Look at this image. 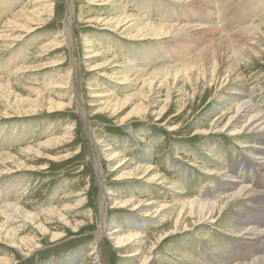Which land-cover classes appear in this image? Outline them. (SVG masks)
<instances>
[{
  "label": "rangeland",
  "instance_id": "rangeland-1",
  "mask_svg": "<svg viewBox=\"0 0 264 264\" xmlns=\"http://www.w3.org/2000/svg\"><path fill=\"white\" fill-rule=\"evenodd\" d=\"M116 1L117 7L51 0L45 4L53 7L43 10L45 22L24 32L7 23L21 10L39 11L43 4L0 0V36L8 37H0V81L13 85L9 98L0 95V157L13 155L23 163H5L11 170L0 171V210L8 204L22 209L15 221L0 217V231L5 225L0 259L6 264H143L151 255L148 264L254 263L264 256V245L258 248L256 241L262 234L251 240L243 230L264 231V164L258 161L264 158L263 136L200 131L246 99L264 117V39L256 42L262 49L258 58L242 69L244 83L233 82L218 95L206 88L214 63L218 68L228 64L227 51L211 55L214 62L206 61L205 71L191 76L152 73L181 67L216 48L222 38L209 28L231 36L258 25L264 21V0H208L203 5L196 0ZM69 5L71 46L64 38ZM118 10L191 28L153 39L96 24ZM89 43L91 50L116 56L119 66L108 69V56L90 59ZM100 64L106 70L95 71ZM54 78L71 81L55 88ZM98 92L104 96L93 98ZM53 102L64 108L51 109ZM106 149L120 160L110 162ZM121 161L129 164L121 166ZM136 167H151L157 178L150 181L144 170L134 178ZM243 188L255 194L238 195ZM105 192L108 229L99 240ZM235 195L237 200L224 207L214 224L190 223L189 230L163 240L161 234L173 229L186 200L213 203ZM129 201L133 205L123 206ZM151 202L167 208L147 216ZM27 214L38 219H26ZM113 231L140 234L145 253L127 257L133 249L118 248Z\"/></svg>",
  "mask_w": 264,
  "mask_h": 264
},
{
  "label": "bare ground",
  "instance_id": "bare-ground-1",
  "mask_svg": "<svg viewBox=\"0 0 264 264\" xmlns=\"http://www.w3.org/2000/svg\"><path fill=\"white\" fill-rule=\"evenodd\" d=\"M33 1L36 3L38 2V4L42 3L43 8L39 11L37 10L35 12H30V13L24 11V9L21 10L19 13H17L13 17L12 20H9L8 23L6 22L7 27H9V28L12 27L13 29L22 30L24 32H31L34 29L33 25H37L39 23L43 24L45 22L44 18H43L45 12H43V10L53 7L52 4L50 5V4H45V3L49 2L51 0H33ZM177 1H193V0H177ZM196 1H199V3L201 5H203L208 0H196ZM90 3L92 5H96V6H110V5L114 6V7L119 6L116 0H98L97 3L94 0H90ZM53 12H54V9L52 10L51 16H52ZM117 12H119V14L115 15L114 17H110L108 19H106V18L96 19V22H97L96 24H102L106 28L114 29L115 31L121 32L122 34H125V35L128 34L129 37L131 36V34L135 33L136 37H151L153 39H162V38H165L167 36L172 37V35H179L181 33L189 31L191 28V27L189 28L186 26H185L186 27L185 28V27H176V26H172V25L160 24V23H156L154 21H149V20L144 21L137 14L128 13V12H125L122 10H118ZM72 15H73L72 6L69 5V12L67 13L66 20H65V33H64L65 41H67L69 46H71V44H72V32H71ZM262 22H264V21H261L258 25H250L245 30L241 31L239 34L231 35V36L221 35V34L216 32L217 29H215L213 27L209 28L214 33L220 35L222 38L220 43L217 44L216 48H212L210 50V52H207L204 54L199 53L200 55H198V57H195L189 63H187L188 61L185 62V64L183 63L184 65H182L181 67L179 66V67H173V68H170L167 70H161V71L152 73V75L157 76L160 74H166L167 78H169L172 75H174L177 78L178 76H180V74L191 76V74H195L196 72H198V73L202 72L204 70L206 61H209L211 63L214 62L215 59H213L214 57L211 55H214V53H216L218 51H221V52L227 51L230 53L228 64L224 68H218V66H216V62L214 63L213 71L211 70L212 73H211V76L208 80V87L206 88V91H214V94L218 95L222 89L225 90V88H227L233 82L234 83L235 82L244 83L245 79L243 78V75H242V69L245 66L248 67L254 61V59H257L258 55L260 54V52L262 50L260 48V42L258 44L256 43L258 39L259 40L261 38L264 39V24ZM261 24H263V25H261ZM0 37L8 38L7 35H1ZM20 37L21 36H18L16 38H14L13 40L14 41L18 40V39H20ZM112 38H114V37H112ZM58 44H59V42H57V41L52 42L53 46H56ZM87 46L90 47L89 50H87V51L90 54L92 53L89 56L90 59H94L97 57H103L104 58V57L108 56L110 58V61H108L107 65H111L108 69L119 66L116 63V59H118L116 56L112 57L109 54H107L106 52H100L99 49L95 50V51L91 50V48L93 47V44H91V43H89ZM168 51H171V50H168ZM120 66H122V65H120ZM97 70L98 71L106 70V67L103 64H100L96 67L95 71H97ZM129 70H133V69H129ZM139 70L140 69H138V71L136 70V72L142 73V71H139ZM17 72H19V71H17ZM101 73L104 75H108V72H106V74L104 72H101ZM55 78H57V77H55ZM56 80L57 79H55V81H53V83H52L53 85H51V86H54L55 88H65L63 86V84H68L71 81L70 80L67 83H63V82L56 81ZM243 85H245V84H243ZM12 87H13V85L6 83V81L5 82L0 81V95L6 96L9 98L10 97V90L9 89H11ZM237 95L240 96L241 98H242V96H245L244 98L246 99V95H244V93H242V92L237 93ZM103 96H104L103 93L98 92L97 94L93 95V98H101ZM50 105H52L51 109H53V108H58V109L64 108V105L60 104V103H54L53 102L52 104L50 103ZM230 108L231 109L228 113H226V114L224 113V115L222 114L221 117H219L215 121H213L212 124L209 125V129H205V130H202L200 132L203 134H206V135H210L212 133H223V134H227L229 136H237V135L244 134V133L245 134L246 133H254V134H257L259 136L262 135L263 136L262 140L264 141V117L260 113L257 112V110L254 108V106L247 99L244 100L242 103H239L237 106L230 107ZM99 112L100 111H95V114H98ZM29 114H31L30 111H29ZM243 118H247V120H246V122L242 123V125L239 126L237 124V122L240 120L242 121ZM27 151L39 153V150L36 151V150L29 149ZM261 151H262L261 155H264V148H262ZM105 152H106V156L109 157L110 162H115V161L120 160L119 159L120 155H118L116 153H112V151L110 149H106ZM24 153H25V151L22 154H24ZM96 153H97V151H96ZM17 158L18 157L13 156V155H4V156L0 157V171H2V172L8 171L9 172L11 170V167L6 166L5 163H8V162L10 163L12 161L16 164L17 162L20 161V159H17ZM258 161H260L261 163L263 162V164H264V158H260V159H258ZM128 162L127 161H121L120 164H122L121 166H127L129 164ZM19 163H20V165L23 164L22 162H19ZM242 164H245V162ZM141 170H144L143 173L146 174V176H148V175L151 176L150 181L155 180L157 178L156 176H153L151 167H148V168L136 167V168H134L133 173H131L132 176L135 178L136 176L141 175L142 173H139V171H141ZM248 170H250V169H248ZM263 183L264 182H262V184ZM240 194H247L249 196L251 194L254 195L255 193L250 192V191L243 188L238 192V195H240ZM238 195L232 196L226 201L213 202V203H206V202L200 201V200L195 199V198L186 200L185 202H183L180 205L178 214L176 215V217L173 221V229L170 231H166V232L161 234L162 236H164L163 240H165L169 236H172V235H174L180 231L189 230L190 223L192 224V226L203 224V223H208V222H210L211 224H214L216 216L218 214L222 213V211L224 210V207L226 205H228L231 201L237 200ZM107 202H108L107 193L105 192L103 204H102V221H101V224H100L99 230H98L99 240H102L104 234L106 233V230L108 229L107 224H106V220H105L106 219V206L108 204ZM124 204L125 205H123V206H126V205L132 204V202L129 201V202H126ZM156 204H157V202H151L147 205V207H145V210L147 211L146 212L147 216L151 215V213L156 215L160 212H163L167 208L166 204H162V205H156ZM137 206L138 205H136V208H137ZM51 211L56 213V211H53V210H51ZM20 214H22V209L17 204L16 205L15 204L5 205L0 210V217L1 216L4 217L7 220L6 223H9L10 221H15V219L18 217L17 215H20ZM27 217H29V218H27ZM27 217H26V219H30L31 221H34V219H36V220L38 219L37 216L32 215V214H27ZM4 227H5V225L3 226V229H4ZM3 229L0 231V237H2L1 232H3ZM243 232H244L243 235L246 236V238H250L251 240H255V238L253 237L255 234L261 233L262 238L259 240H256V241L259 243L258 248H260L261 245H264V231H257L253 228H246L243 230ZM110 236H111L112 240L114 242H116V244L118 245V248L124 249V250L133 249V251H131L127 257H137V256L141 255L142 253H145L144 247L146 245H145V242L143 241V237L140 234L124 235L118 231H113L110 234ZM22 242L25 243L27 241H26V239H22ZM22 242H21V244H22ZM262 242H263V244H262ZM256 245H257V243H256ZM26 248H27V246H26ZM255 252H257V253H255ZM259 252L260 251L258 249L254 250L255 254H258ZM151 253H152V251H151ZM151 258H152L151 255L147 256L145 258L143 264H148L149 261L151 260ZM7 262L8 261L6 259H0V264H6ZM251 264H264V256L261 257L260 259H257L254 263H251Z\"/></svg>",
  "mask_w": 264,
  "mask_h": 264
}]
</instances>
